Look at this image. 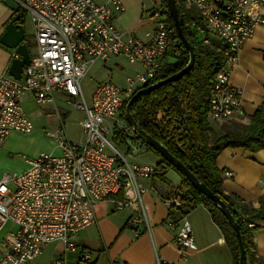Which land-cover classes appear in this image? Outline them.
I'll return each instance as SVG.
<instances>
[{
  "label": "built area",
  "instance_id": "1",
  "mask_svg": "<svg viewBox=\"0 0 264 264\" xmlns=\"http://www.w3.org/2000/svg\"><path fill=\"white\" fill-rule=\"evenodd\" d=\"M13 1L31 18L38 56L24 69L20 80L0 74V151L12 132L31 134L34 130L23 106L25 95L48 105L55 102L56 93H63L71 105L86 114L82 124L85 143L68 142L61 129L47 133L59 144L61 156L42 154L24 173L0 178V231L7 224L17 228L3 241L0 264H27L55 242L64 243L66 251H78L73 239L97 223V204L114 201L116 209L125 208L127 204L115 198L127 187L132 186L134 199L143 202L145 189L140 181L154 178L156 166L131 163L133 156L119 151L111 137L115 129L132 132L122 120L128 102L137 91L155 84L163 59L180 53L171 51L176 31L168 23L163 5L151 8L154 29L139 37L125 35L115 25L125 10L121 0ZM176 3L197 10L223 54L224 66L213 81L210 117L221 123L242 118L244 93L232 85L231 78L243 47L264 25V0ZM115 57L141 65L142 71L128 79L126 87L111 81L99 84L88 103L83 79L97 62L107 63ZM164 203L169 211L182 206L176 195ZM139 223L150 230L146 215ZM169 225L177 230L175 245L182 259H187L189 252L196 250L191 224L183 218ZM249 227L254 229L255 225ZM82 260L90 262V253L82 255ZM54 264L65 263L59 258ZM155 264L175 263L157 254Z\"/></svg>",
  "mask_w": 264,
  "mask_h": 264
},
{
  "label": "crops",
  "instance_id": "2",
  "mask_svg": "<svg viewBox=\"0 0 264 264\" xmlns=\"http://www.w3.org/2000/svg\"><path fill=\"white\" fill-rule=\"evenodd\" d=\"M6 1L0 0V40L6 33L8 24L17 15L8 7ZM97 1L99 3L104 2V0ZM121 1L125 10L115 20V25L120 32L125 35L135 34L143 37L145 33L154 29L149 11L156 4L163 5V0H160L159 3L156 0H150V2L148 0ZM177 5L183 9V15L188 23L192 21L191 24H193L195 17L200 19L197 10L178 3ZM262 13L264 15V8ZM23 25L30 46L32 61L38 56L35 31L31 33V28L26 24V19ZM204 29L208 34L206 43L219 50L217 39L205 27ZM177 41L175 40L173 44L176 45V48H178ZM171 55L172 53L166 57L169 62L174 61ZM16 58L19 56L14 50L0 43V74L10 75V67ZM118 58L122 57L113 59ZM163 61L164 59L162 63ZM97 63L104 66L107 64ZM134 66L139 69L134 76L136 77L142 71V67L138 64ZM128 79L130 78L126 79L124 87L127 86ZM231 83L243 90L245 115L242 118L221 123L213 120L208 114L210 129L216 135H220L224 130L232 129L236 123L249 125L257 110L264 107V25L256 30L255 35L240 52L239 63L233 71ZM99 84L102 83H98L95 88ZM54 99L53 104L41 105L30 95H25L22 98L24 109L34 123V130L31 134L12 132L9 135L0 151V178L12 173H24L29 169L30 162L42 154L62 155L59 144L52 138V140L47 139L45 133L50 130L57 132L61 129L66 136L71 118L68 107H75L69 103V97L66 94L56 93ZM83 113L85 120L86 114ZM83 122L80 123V128L86 141V134L82 128ZM129 130L131 131L130 128ZM116 131L117 129H115L114 134ZM128 135L136 148L130 147L127 143L119 149L114 142L113 135L111 139L116 148L119 151L125 150L126 155H132L131 163L157 166L160 158L147 151L135 139L133 132L128 133ZM216 164L224 176V192L255 209H260L261 200L264 199V149L251 152L242 148H227L218 156ZM226 172L232 173V176H225ZM140 183L145 189L142 203L134 199L135 191L131 186L115 198V201L126 203L125 208L116 209L114 201L97 204V223L73 239L78 251H66L64 243L55 242L50 244L40 257L27 264H54V261L59 258L63 259L65 264H155L157 254L175 264H234L232 252L223 232L214 223L209 211L203 206L196 207L185 217L192 226L196 250L190 251L187 259H182L181 253L175 245L177 230L169 225L170 222H173L170 218L172 211H169L164 203L166 199L176 195L177 190L165 178L143 179ZM145 215L148 218L150 230L146 225L139 223L144 220ZM257 226L258 229L253 231L255 251L258 257L264 259V222H258ZM16 229L13 224H7L0 231V258L3 241L10 232ZM85 253H90V262L82 260V255Z\"/></svg>",
  "mask_w": 264,
  "mask_h": 264
},
{
  "label": "trees",
  "instance_id": "3",
  "mask_svg": "<svg viewBox=\"0 0 264 264\" xmlns=\"http://www.w3.org/2000/svg\"><path fill=\"white\" fill-rule=\"evenodd\" d=\"M163 5L167 10L168 23L174 27L173 19L168 11L166 1ZM180 21L186 39L191 43L196 54L195 66L190 73L179 80L138 98L132 108V116L140 128L153 139L162 144L169 152L181 161L190 172L228 206L239 224L246 254V264H264V259L256 254L253 231L258 229L257 223L264 222V199L261 208L255 209L239 199L227 195L223 189L224 176L217 167L218 156L227 148H242L251 152L264 149V107H260L249 125L236 123L232 129L224 130L220 135L214 134L209 126L210 97L213 81L224 66L221 51L206 43L208 34L200 19L195 17L194 23H188L183 9L178 6ZM21 22L25 23L26 15L21 12ZM177 34L175 40H178ZM180 55L174 61L164 59L155 83L168 79L182 71L189 62V53L184 48L172 46ZM122 119L128 128L126 111ZM130 139L127 132L117 129L114 142L120 149ZM147 151L160 158L157 164L159 177L164 171L173 170L158 152L136 139ZM183 186L176 191L182 200V206L173 210L170 218L174 223L190 214L196 207H205L212 216L214 223L223 232L232 252L234 264H239V246L236 233L218 207L199 192L190 181L183 178ZM250 224L255 228L251 229Z\"/></svg>",
  "mask_w": 264,
  "mask_h": 264
},
{
  "label": "water",
  "instance_id": "4",
  "mask_svg": "<svg viewBox=\"0 0 264 264\" xmlns=\"http://www.w3.org/2000/svg\"><path fill=\"white\" fill-rule=\"evenodd\" d=\"M165 1L168 7V11L172 16L174 27L176 29L177 36L179 38L177 41V47L178 48L184 47L188 51L189 62L188 65L177 74L169 77L166 80L155 83L149 87L137 91L135 95L131 98V100L128 102L126 107L127 123L133 134L136 136V139H139L145 145L151 147L153 150L158 152L168 163H170L173 166L174 168L173 170L164 171L160 173V175L164 177L166 181L171 183L174 189L179 190L183 186V182H184L183 178H186L190 181L193 187H195L209 200L214 202V204L225 216V218L228 220L229 224L236 233L238 246H239V264H246L247 254H246L245 243L242 234L240 232L239 224L236 221L235 217L230 212L228 206L220 199L219 196L215 195L206 185L201 183L181 161H179L169 152L168 149H166V147H164L158 141L153 139L151 136L147 135L140 128V126L137 124V122L134 120L132 116V108L138 98L147 95L155 90H158L169 83L179 80L180 78L190 73L195 66L196 54L193 46L186 39L184 35L176 0H165ZM6 4L17 15L8 24L6 33L3 35L2 39L0 40V43L11 50H14L16 54L19 56V58L14 59V61L12 62V65L9 70V74L13 78L20 80L24 72V68L30 66L31 64L30 46L24 30V25L21 22L22 16L20 14L19 6L13 0H7ZM127 143L130 147L132 148L134 147L133 141L131 139H129Z\"/></svg>",
  "mask_w": 264,
  "mask_h": 264
},
{
  "label": "rangeland",
  "instance_id": "5",
  "mask_svg": "<svg viewBox=\"0 0 264 264\" xmlns=\"http://www.w3.org/2000/svg\"><path fill=\"white\" fill-rule=\"evenodd\" d=\"M150 2V0H148ZM153 1V0H152ZM158 3L160 0H156ZM152 4V3H151ZM26 24L30 26L31 33H34L33 26L31 23V18L26 17ZM118 63V66H116ZM138 67L128 64L123 58L113 59L111 62L107 63L105 66L103 64L97 63L96 66L91 70L86 79L83 80L82 86L86 101L89 103L91 101V95L95 86L98 83L112 82L118 86L124 87L127 78H133L138 72ZM68 111L71 112V118L69 120V125L67 128V133L65 139L73 144H83L85 143V137L81 131L80 123L84 120V113L80 110L72 107H68ZM211 120V119H210ZM213 122V120H211ZM66 132V131H65ZM47 133H54V131H46L45 137L52 140ZM125 154V150L121 149ZM51 154V153H47ZM126 155V154H125ZM12 173L11 175H13Z\"/></svg>",
  "mask_w": 264,
  "mask_h": 264
}]
</instances>
